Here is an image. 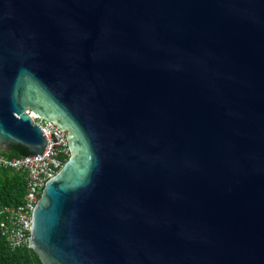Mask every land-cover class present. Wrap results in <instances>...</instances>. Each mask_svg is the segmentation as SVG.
<instances>
[{"label":"water","instance_id":"water-1","mask_svg":"<svg viewBox=\"0 0 264 264\" xmlns=\"http://www.w3.org/2000/svg\"><path fill=\"white\" fill-rule=\"evenodd\" d=\"M27 110L43 264H264V0H0V151Z\"/></svg>","mask_w":264,"mask_h":264},{"label":"built area","instance_id":"built-area-1","mask_svg":"<svg viewBox=\"0 0 264 264\" xmlns=\"http://www.w3.org/2000/svg\"><path fill=\"white\" fill-rule=\"evenodd\" d=\"M27 113L33 123L41 128L47 143L45 150L35 157L9 158L0 152V169L23 172L27 179L24 202L16 207L0 208V232L12 249L29 245L34 208L46 183L60 171L70 156L66 131L30 110Z\"/></svg>","mask_w":264,"mask_h":264},{"label":"trees","instance_id":"trees-1","mask_svg":"<svg viewBox=\"0 0 264 264\" xmlns=\"http://www.w3.org/2000/svg\"><path fill=\"white\" fill-rule=\"evenodd\" d=\"M9 158L30 155L22 146L11 145L10 152L0 151ZM67 161V160H66ZM26 174L11 169H0V208L16 207L24 202L27 190ZM0 264H43L28 245L12 249L0 232Z\"/></svg>","mask_w":264,"mask_h":264}]
</instances>
